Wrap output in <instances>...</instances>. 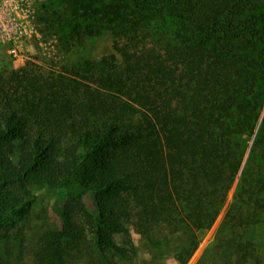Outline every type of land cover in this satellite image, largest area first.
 Instances as JSON below:
<instances>
[{"label":"trees","instance_id":"trees-1","mask_svg":"<svg viewBox=\"0 0 264 264\" xmlns=\"http://www.w3.org/2000/svg\"><path fill=\"white\" fill-rule=\"evenodd\" d=\"M41 12L66 52L106 34L114 52L48 75L32 61L12 70L20 106L0 88V231L36 201L9 186L31 183L67 197L38 264L75 263L85 236L89 264H113L122 220L141 212L148 240L184 238V264L224 212L222 259L261 264L264 0H50Z\"/></svg>","mask_w":264,"mask_h":264},{"label":"rangeland","instance_id":"rangeland-1","mask_svg":"<svg viewBox=\"0 0 264 264\" xmlns=\"http://www.w3.org/2000/svg\"><path fill=\"white\" fill-rule=\"evenodd\" d=\"M47 1L50 0H0V88L7 94L2 104L11 102L20 106L22 84L11 71L24 66L28 61L43 66V68L35 66L38 70H43L33 72L34 74L48 75L49 70L62 69L63 66L84 57L99 59L114 52L113 40L109 34L86 39L81 46H75L70 52H66L60 45L59 35L63 30L57 20L53 22L41 20V7ZM20 28L26 30L22 36H18ZM13 48L17 49V55L12 51ZM252 142L253 140L248 141L246 160ZM13 158L17 162L19 154L16 152ZM26 185L30 194L20 182L10 185L5 193V196L10 198L25 195L26 198H36V201L26 211L3 223V230L0 231V255L2 261L38 264L36 254L43 250L46 241H50L52 232H61L63 229L67 197L48 196L37 190L35 184ZM232 194L233 190L230 196ZM84 201L88 208L97 209L93 193L86 194ZM148 217L147 212H141L136 217H126L122 220V229L115 234L120 251L109 254L113 264H184L180 254L184 238L181 235L169 234L168 230L164 229L157 233L156 244L148 240L151 228ZM223 217L224 212L205 234L199 248L187 264H234L231 260L222 259L224 249L220 244L223 234L218 235V231ZM6 241H10V245L5 244ZM83 241L84 255L71 264H89L86 259L87 252L91 251L89 237L85 236ZM8 251L11 254H8ZM261 264H264V261Z\"/></svg>","mask_w":264,"mask_h":264},{"label":"built area","instance_id":"built-area-1","mask_svg":"<svg viewBox=\"0 0 264 264\" xmlns=\"http://www.w3.org/2000/svg\"><path fill=\"white\" fill-rule=\"evenodd\" d=\"M25 33H26V30H25L24 28H20L18 36H22V35H24ZM12 51L15 52L16 55H17V49H16V48H13Z\"/></svg>","mask_w":264,"mask_h":264}]
</instances>
